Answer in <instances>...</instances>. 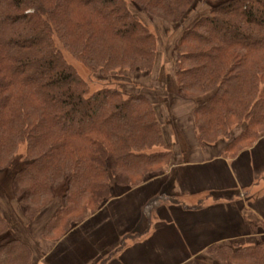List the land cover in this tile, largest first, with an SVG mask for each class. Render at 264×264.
Masks as SVG:
<instances>
[{
	"label": "trees",
	"instance_id": "1",
	"mask_svg": "<svg viewBox=\"0 0 264 264\" xmlns=\"http://www.w3.org/2000/svg\"><path fill=\"white\" fill-rule=\"evenodd\" d=\"M130 1L0 0V170L26 147L13 197L0 204V264H34L37 224L56 241L112 197L163 175L172 159L163 109L188 105L196 143L226 141L224 158L264 137V0H203L207 12L173 45L169 106L153 80L160 45L147 22L174 30L194 0ZM57 43L123 84L90 94ZM206 253L208 264H264V239Z\"/></svg>",
	"mask_w": 264,
	"mask_h": 264
},
{
	"label": "crops",
	"instance_id": "2",
	"mask_svg": "<svg viewBox=\"0 0 264 264\" xmlns=\"http://www.w3.org/2000/svg\"><path fill=\"white\" fill-rule=\"evenodd\" d=\"M253 224L264 226V137L231 159L181 160L112 197L37 264H208L211 246L260 237Z\"/></svg>",
	"mask_w": 264,
	"mask_h": 264
},
{
	"label": "rangeland",
	"instance_id": "3",
	"mask_svg": "<svg viewBox=\"0 0 264 264\" xmlns=\"http://www.w3.org/2000/svg\"><path fill=\"white\" fill-rule=\"evenodd\" d=\"M127 3H130V0H126ZM192 12L191 15L189 14L187 18L182 22L179 27L173 29H169V27L162 26L158 23H152L147 22L149 30L153 33L158 35L159 38V51H160V66L158 71L155 72V77L153 80H156L158 83L161 84L160 87L164 89V94L166 95V99L169 100V103H164L163 101L161 105L169 106L173 104V102L176 100V85L175 81L171 75V71L174 70V60L173 58V45L174 42L180 37L183 30H185L189 25H191L197 16H200L207 12V6L203 4V0H194L193 4L191 6ZM58 44V43H57ZM59 45V44H58ZM63 58L67 61L68 64H70L79 77L86 82L89 88V92L94 93L102 88L105 87H119L120 84H123L122 79H120L118 76L109 78V80L95 75L92 72H90L83 64L78 62L70 53L62 49V47L59 45ZM162 70V71H161ZM141 83H144L145 85H152L155 84V81L152 80H139ZM143 85V84H141ZM144 85V88L147 89ZM126 86H124L125 88ZM127 89V88H126ZM162 94V93H161ZM205 99L203 97L202 99H197L196 102H202ZM182 102H178L177 105H174V109L172 108L171 111L169 109H163L164 115H167V120L164 122L165 125L169 126L168 128V135L166 136V140H168V143L172 146V159L169 162V165L164 170L167 172L172 166H174L176 163H178L181 160H188V161H202L203 159L214 157L218 154V152L223 154L224 146L226 145V141L224 144H217L215 145V151H207L202 152L200 148L195 141L194 136V127L191 121V114H190V108L186 104H179ZM194 103V102H193ZM25 146H21L18 149V152L13 160V162L7 167L6 169L0 170V197H3V199L0 200L1 207L5 210V204L6 201H11L13 195L11 191V179L13 175L23 168L25 164L24 155H25ZM160 150V149H159ZM182 153V154H181ZM63 193V186L59 187L56 190V196H60ZM6 200V201H5ZM16 226L19 227L20 232L19 235L25 236L27 235L26 226H21L20 224H16ZM40 223L37 224V230L38 232L35 233L33 230V238L31 237V240L33 241V245H35L34 248V264H37L42 258L43 254L50 250L52 248L53 244L56 243L60 238L59 237L56 241H46L41 238L40 234ZM14 230V233H17L16 228H12ZM254 232L261 233L259 234L260 237L251 240L252 243H256L257 241H261L264 239V226H256L253 229ZM21 233V234H20ZM18 235V233H17Z\"/></svg>",
	"mask_w": 264,
	"mask_h": 264
}]
</instances>
